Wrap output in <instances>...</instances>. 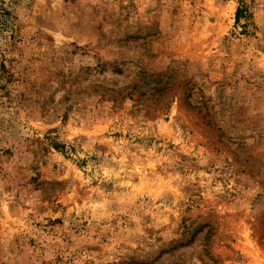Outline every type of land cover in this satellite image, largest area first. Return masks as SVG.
Wrapping results in <instances>:
<instances>
[{"label": "rangeland", "instance_id": "obj_1", "mask_svg": "<svg viewBox=\"0 0 264 264\" xmlns=\"http://www.w3.org/2000/svg\"><path fill=\"white\" fill-rule=\"evenodd\" d=\"M2 5L0 264H264V0Z\"/></svg>", "mask_w": 264, "mask_h": 264}, {"label": "trees", "instance_id": "obj_2", "mask_svg": "<svg viewBox=\"0 0 264 264\" xmlns=\"http://www.w3.org/2000/svg\"><path fill=\"white\" fill-rule=\"evenodd\" d=\"M245 13L246 12L240 6V8H238V10H237V15H236V19L238 22L242 19V17H245L244 16ZM11 19H13L12 13L6 8L5 5L0 6V33L3 31H6V28H8V26L10 25V22L12 23ZM1 67H5V64L3 62L1 63ZM162 95H164V94H162ZM185 101L189 107H192V108L195 107L193 105V102L190 100V94H188L186 96ZM204 256L208 261H211L210 264H216L217 263L216 258L212 254H210V252L206 251V254ZM205 258H203L204 263L206 260Z\"/></svg>", "mask_w": 264, "mask_h": 264}]
</instances>
